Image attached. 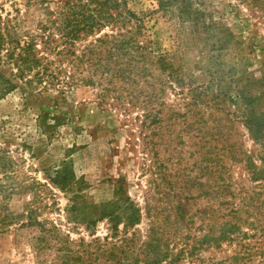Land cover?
Listing matches in <instances>:
<instances>
[{"label":"rangeland","instance_id":"rangeland-1","mask_svg":"<svg viewBox=\"0 0 264 264\" xmlns=\"http://www.w3.org/2000/svg\"><path fill=\"white\" fill-rule=\"evenodd\" d=\"M126 1L149 51L146 79L162 82L155 84L157 104L144 96L125 113L84 85L64 97L53 85L14 77L13 66L0 62V75L15 87L0 98V157L12 162L0 170V185L9 187L0 191V208L25 212L0 226V264L41 259L34 247L40 226L27 223L28 207H40L37 220L74 242L134 238L131 262L138 256L143 263L137 254L153 236L169 244L162 264H264V7L191 0L199 13L189 18L181 2ZM11 2L0 0V7L9 10ZM38 11L31 9L34 18ZM160 56L166 68L154 63ZM160 108L174 112L151 123L145 114ZM64 167L67 188L52 181ZM128 198L140 220L126 227L129 211L118 209L125 214L114 237L100 211Z\"/></svg>","mask_w":264,"mask_h":264},{"label":"trees","instance_id":"trees-1","mask_svg":"<svg viewBox=\"0 0 264 264\" xmlns=\"http://www.w3.org/2000/svg\"><path fill=\"white\" fill-rule=\"evenodd\" d=\"M23 1L25 11L16 0H12L9 10L4 5L0 7V62L13 66L16 70L13 72L14 77L27 83L53 85L64 97L67 89L76 86L96 87L101 102H116L125 113L146 99L157 104L159 94L155 84L161 80L155 76L152 81L146 79L151 74L146 66L149 51L137 37L141 26L133 22L137 16L128 8L126 0ZM170 1L181 2V13L189 18L199 13L191 8V0L162 1V6L168 5ZM246 1L262 9L264 7V0ZM32 8L39 10L40 15L36 18L33 17ZM52 54L58 58L52 59ZM153 61L162 69L167 66L162 56ZM143 84L151 86L152 90L146 92ZM14 88L12 80L0 75V98ZM144 96L146 99L141 100ZM162 104L166 108L164 100ZM154 110L148 111L145 116H153L150 122L158 124L163 121V114L170 117L174 112L170 108L166 112L161 108ZM0 167L1 171L6 172L12 168V162L1 156ZM64 170L58 171L52 181L67 188L69 180L66 176L62 177L63 174L68 175L67 170ZM8 189L4 184L0 185V191L6 192ZM38 208L34 210L28 207L26 213L29 225L40 226L34 244L41 258L38 264H140L138 256L134 262L129 260V256L136 253L132 244L134 238L123 236L120 245L109 236L104 237V241L97 237L88 243L84 238L74 242L69 235L63 238L56 226L47 228L46 220H37ZM118 209L129 213L121 214ZM100 212L99 220L108 218L113 223L114 237L118 236L122 215H126V227L140 220V211L130 198L120 204L109 203ZM24 213L4 212L0 208V226L18 220ZM92 222L96 223V220ZM232 231L234 229L223 231L222 236L214 240V245L220 246V240L226 239ZM211 241V238L203 240L209 244ZM191 250L194 253L196 247L191 246ZM140 254L145 256L142 264H162L170 256L169 244L164 242L160 245L157 238L150 236L137 255ZM180 259L181 254H175L171 256L170 263ZM232 260L236 261L238 257L234 256Z\"/></svg>","mask_w":264,"mask_h":264}]
</instances>
